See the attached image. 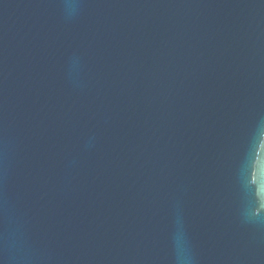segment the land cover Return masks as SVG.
<instances>
[{
	"label": "water",
	"instance_id": "1",
	"mask_svg": "<svg viewBox=\"0 0 264 264\" xmlns=\"http://www.w3.org/2000/svg\"><path fill=\"white\" fill-rule=\"evenodd\" d=\"M0 264H264V0H0Z\"/></svg>",
	"mask_w": 264,
	"mask_h": 264
}]
</instances>
